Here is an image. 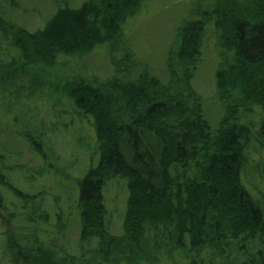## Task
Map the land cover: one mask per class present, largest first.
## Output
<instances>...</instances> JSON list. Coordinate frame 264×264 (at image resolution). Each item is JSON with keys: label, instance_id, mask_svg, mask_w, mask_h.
Returning a JSON list of instances; mask_svg holds the SVG:
<instances>
[{"label": "trees", "instance_id": "16d2710c", "mask_svg": "<svg viewBox=\"0 0 264 264\" xmlns=\"http://www.w3.org/2000/svg\"><path fill=\"white\" fill-rule=\"evenodd\" d=\"M52 1L56 12L35 32L0 13V37L13 51L4 53L0 42V101L30 103L48 86L43 102L56 93L73 109L72 120L91 123L98 163L80 183L74 205L80 249L72 255L42 240L50 222L46 199L16 189L0 158V210H7L9 195L22 204L8 216L20 226V233L6 232L12 263L264 264V189L257 187L264 159H252L264 149V0H213L199 19H185L168 52L166 82L148 67L137 74L126 67L104 81L75 75L54 83L47 73L60 57L118 47L146 0H86L76 9L68 0ZM208 29L220 50L216 92L225 109L216 130L192 84ZM253 107L263 111L258 121L248 120ZM115 180L129 193L120 236L111 233L104 196ZM60 216L61 236L69 224Z\"/></svg>", "mask_w": 264, "mask_h": 264}, {"label": "rangeland", "instance_id": "374dc122", "mask_svg": "<svg viewBox=\"0 0 264 264\" xmlns=\"http://www.w3.org/2000/svg\"><path fill=\"white\" fill-rule=\"evenodd\" d=\"M68 1L70 7L76 9L86 0ZM212 2L213 0H146L141 12L127 22L124 34L118 40V47L107 45L84 57L62 56L55 68L48 71L47 81L50 79L49 82L54 83L58 77L70 80L75 75L98 77L104 81L118 75L120 68L127 67L137 74L142 68L148 67L155 76L166 82L167 56L176 41L177 30L185 19H199L198 13L206 10ZM55 12L56 6L52 0H0V13L30 32L42 29ZM0 42L4 53L13 52L1 37ZM128 53L131 58L127 57ZM219 56L215 35L208 29L201 61L192 84L203 98L205 116L214 130L225 114L216 92ZM120 64L122 66L119 67ZM23 85L28 88L30 82L25 80ZM29 93L28 90L24 91L25 96ZM48 93V86H45L36 99H26L30 103L12 100L4 104L0 101V158L4 159L7 175L16 189L26 195H39L38 198L46 199L44 210L49 214L50 222L42 227V240L61 245L68 253L78 255L81 230L76 220L79 213L77 209L75 212L74 205L78 202L82 179L98 163V158H94V131L89 121L81 126L76 123L75 118L72 120L68 113L76 117L73 109L70 110L56 93L43 102ZM262 114L261 108L253 107L248 120L253 118L258 121ZM43 115L48 123L42 119ZM50 115H57L61 119L50 118ZM30 140L36 141L43 148L46 159L31 146ZM252 159H264V149L260 154L253 153ZM44 172L45 175L41 176ZM247 172L251 170L248 168ZM248 175L254 182L253 176L250 173ZM261 186L264 189V181L262 184L260 181L257 183V187ZM104 196L113 218L111 233L120 236L129 196L126 183L121 180L112 181L106 187ZM7 198L10 205L7 210H1V213L8 216L16 214V207L22 205L20 200L10 195ZM59 215L65 225L69 224L62 237L56 235L60 225ZM11 219L13 222L10 225L0 220V264H13L7 249L6 232L13 229L20 233V226L15 223V216Z\"/></svg>", "mask_w": 264, "mask_h": 264}, {"label": "flooded vegetation", "instance_id": "af4514ba", "mask_svg": "<svg viewBox=\"0 0 264 264\" xmlns=\"http://www.w3.org/2000/svg\"><path fill=\"white\" fill-rule=\"evenodd\" d=\"M0 220L3 222V223H6L8 225L11 224V220L8 218V215L7 214H2L1 213V210H0ZM13 264H19L18 262H13Z\"/></svg>", "mask_w": 264, "mask_h": 264}]
</instances>
